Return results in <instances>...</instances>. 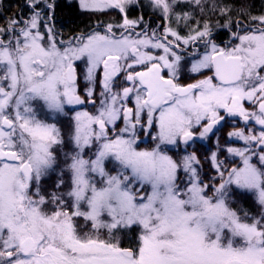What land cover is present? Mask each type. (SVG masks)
I'll list each match as a JSON object with an SVG mask.
<instances>
[{
	"label": "snow or ice",
	"instance_id": "snow-or-ice-1",
	"mask_svg": "<svg viewBox=\"0 0 264 264\" xmlns=\"http://www.w3.org/2000/svg\"><path fill=\"white\" fill-rule=\"evenodd\" d=\"M23 8L0 24V264H264V0Z\"/></svg>",
	"mask_w": 264,
	"mask_h": 264
},
{
	"label": "trees",
	"instance_id": "trees-1",
	"mask_svg": "<svg viewBox=\"0 0 264 264\" xmlns=\"http://www.w3.org/2000/svg\"><path fill=\"white\" fill-rule=\"evenodd\" d=\"M21 11L27 15V9L23 8V0H0V24L6 23L5 17L17 15ZM57 18L60 20L62 30L67 34L76 31L78 27L83 28L84 24L88 22L86 17L73 18L70 22L66 9H57ZM245 207H248V205H245Z\"/></svg>",
	"mask_w": 264,
	"mask_h": 264
},
{
	"label": "flooded vegetation",
	"instance_id": "flooded-vegetation-1",
	"mask_svg": "<svg viewBox=\"0 0 264 264\" xmlns=\"http://www.w3.org/2000/svg\"><path fill=\"white\" fill-rule=\"evenodd\" d=\"M255 3H256L257 5H259L260 0H255ZM58 18H59V17H58ZM58 18H57V21H56V23H57V28H61V26H60V20H59ZM64 33H65L66 36L68 35L66 32H64ZM228 130H230V126H225V128H224L220 133H218V135L221 137V142H223V140H224V138H225V134H226V132H227Z\"/></svg>",
	"mask_w": 264,
	"mask_h": 264
}]
</instances>
